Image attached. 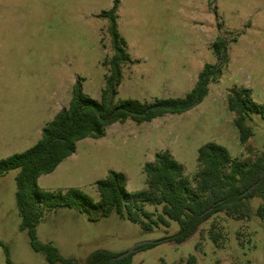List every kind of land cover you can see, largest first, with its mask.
<instances>
[{"label": "rangeland", "instance_id": "rangeland-1", "mask_svg": "<svg viewBox=\"0 0 264 264\" xmlns=\"http://www.w3.org/2000/svg\"><path fill=\"white\" fill-rule=\"evenodd\" d=\"M112 8L130 54L117 98L184 96L204 65L217 62L212 46L220 38L228 62L195 108L148 123H115L103 138L79 141L70 157L38 179L39 187L78 188L98 202L95 183L109 170L125 173L128 192L147 189L143 166L161 150L170 151L190 178L199 170L197 150L207 142L239 160L264 152V119L251 115L253 136L243 145L227 107L229 91L241 87L264 104V0H0V159L40 139L45 124L68 106L79 78L85 93L101 98L104 62L112 54L102 12ZM18 172L0 175V264H62L34 250L29 230L21 228ZM244 203L239 217L216 213L180 244L163 241L179 230L174 220L147 230L116 213L91 221L66 207L45 209L35 238L76 264H86L95 251L123 254L141 242L156 245L133 252L131 264H264V198ZM144 209L157 218L162 206L145 203Z\"/></svg>", "mask_w": 264, "mask_h": 264}, {"label": "trees", "instance_id": "trees-1", "mask_svg": "<svg viewBox=\"0 0 264 264\" xmlns=\"http://www.w3.org/2000/svg\"><path fill=\"white\" fill-rule=\"evenodd\" d=\"M102 17L109 22L112 54L104 62L108 73L101 98L85 93L79 78L72 87L68 106L45 124L40 139L30 148L0 159V175L19 169L15 197L22 219L21 228L29 230L33 249L46 253L50 263L76 264L73 259L62 258L51 244H41L36 240L35 227L45 209L75 208L88 214L91 221L116 213L134 223H142L147 230L154 229L160 222L167 225L169 220H174L179 223V230L163 241L180 244L196 234L214 214L225 212L239 217L246 208L245 200L258 195L264 198V152L254 160H239L216 142H207L198 148L199 170L192 178L168 150L156 152L153 161L144 164L145 190L128 192L125 173L109 170L105 178L95 183L100 196L98 202L78 188L62 192L39 187L38 179L52 173L70 157L79 141L103 138L106 128L115 123H148L195 108L208 95L210 84L220 79L228 62L226 43L220 38L212 46L217 62L204 65L194 86L184 96L154 98L151 101L117 98L123 78L122 67L130 60V54L125 38L117 29L115 8L103 11ZM227 107L234 114L240 143L245 145L253 136L248 120L252 114L264 119V104L253 100L250 88L241 87L229 91ZM145 203L162 206L157 218L156 212L144 209ZM92 209H97L98 214L93 215ZM155 245L156 242H147L136 250ZM119 255L105 250L95 251L89 255L86 264H131L132 254L122 258ZM7 262L10 263L9 260Z\"/></svg>", "mask_w": 264, "mask_h": 264}, {"label": "water", "instance_id": "water-1", "mask_svg": "<svg viewBox=\"0 0 264 264\" xmlns=\"http://www.w3.org/2000/svg\"><path fill=\"white\" fill-rule=\"evenodd\" d=\"M145 243H147V242H141V243L134 245L131 249H129L127 252H125L123 254H120L118 257L122 258V257H125L127 255H131L138 247H140L141 245H143Z\"/></svg>", "mask_w": 264, "mask_h": 264}]
</instances>
